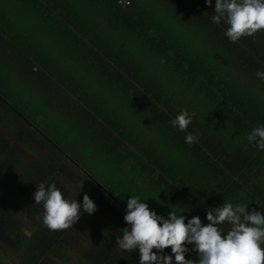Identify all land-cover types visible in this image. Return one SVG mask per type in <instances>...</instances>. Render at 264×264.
Instances as JSON below:
<instances>
[{"label":"trees","instance_id":"obj_1","mask_svg":"<svg viewBox=\"0 0 264 264\" xmlns=\"http://www.w3.org/2000/svg\"><path fill=\"white\" fill-rule=\"evenodd\" d=\"M126 1L61 2L69 13L66 29L79 33L74 44H91L90 51L95 50V63L89 66L97 72L95 84L100 89L97 91L103 95L114 92L120 98L113 97L118 103L113 107L107 101L112 95H106L104 99L94 97L90 89L76 90L74 84L70 85L64 93L72 99L64 102L73 114L70 129L86 136L92 131L99 135L98 127H102L107 132L105 140L109 144H102L103 138L96 136L97 143H91L96 152L118 156L125 153L133 158H143L142 164L146 160L147 167L143 171L137 167V173H134V179L138 184L141 182L136 194L145 198L149 208L161 215H166L170 208L178 212L186 209L182 213L186 218L198 215L201 222L206 223V207L225 201H248L247 208L259 210L264 215V149L249 145L245 139L250 128L264 124V81L255 76L257 69L264 71V29L243 35L235 43L224 35L226 24L211 21L212 4L205 5L204 0ZM32 3L41 10L49 9L42 3ZM157 10L164 12L163 17L156 16ZM63 26L60 24L58 29ZM109 32L115 35L108 40ZM123 33L126 34L124 39ZM54 37L57 42L73 43V40L70 43L57 35ZM120 40L125 41V49H121ZM200 42L204 48L193 45ZM20 45L23 46L13 44L15 49L12 51L17 57H24V53L34 55V52L19 50ZM135 51L142 53L145 65L135 63ZM202 53L206 54L202 56ZM56 71L53 75L60 77L63 74L62 69ZM41 87L50 92L53 85L43 79ZM125 92L131 95L128 97ZM11 99L15 105L24 107L18 94L5 96L0 93V101L20 123L16 126L5 117L15 129L8 131L0 127V192L5 190L8 195H0V243L11 249L30 244L37 251L41 246L44 250L39 252L46 255L55 247L61 250V242L67 237L86 232L98 235L100 248L105 244L106 251L110 244V251L116 250L115 236L126 226L119 217L124 215L128 197L121 184L119 187L118 183L112 182L111 188L107 187L103 192L106 195L102 193L105 205H100L98 211L95 208L92 215L87 214L91 216L78 225L73 223L67 228L50 230L42 224V205L33 202L32 193L36 182L45 179L31 166L25 167L26 161L15 150L29 142L25 127L44 132L33 126ZM136 100L141 102V111L135 107ZM134 107L137 113L133 111ZM181 108L187 109L192 116L185 131L169 124ZM86 118L90 120L88 124ZM76 119L83 121L78 128ZM111 119H115L116 124H103L114 122ZM136 119L143 121V128L135 127L133 121ZM186 132H199L198 139L191 144L185 143ZM128 163L122 162L127 167ZM22 169L26 178L17 174ZM150 171L154 181L146 182ZM91 176L96 184L102 183V174ZM147 187L149 193H144ZM92 198L94 203L97 202L93 194ZM101 214L109 218L108 221L102 219ZM92 216H97L96 230L92 227ZM221 227L226 231L229 225ZM103 232L108 241L99 237ZM24 233L29 237L25 238ZM185 258L195 260L197 256L194 251H189ZM91 259L94 264H100L97 256ZM26 261L28 264L41 263L33 253Z\"/></svg>","mask_w":264,"mask_h":264},{"label":"crops","instance_id":"obj_2","mask_svg":"<svg viewBox=\"0 0 264 264\" xmlns=\"http://www.w3.org/2000/svg\"><path fill=\"white\" fill-rule=\"evenodd\" d=\"M62 1L64 0H0V93L3 92L5 96L18 94L23 106L28 107L24 110L26 117H29V121L33 123V126L39 127L45 133L42 134L37 129L25 127L29 142L24 144L22 148H16L15 150L17 154H20L22 160L26 161L25 167L31 166V169L37 171L40 176L44 177L45 181L54 182L56 187L61 190L62 195L69 200L76 199L79 201L83 193H90L88 195L93 200V194V197L97 200L95 205L98 211L101 209L99 206H104L106 203L102 193L106 191L107 187L111 186L112 182L118 183V186L121 184L124 190L120 189L125 192V197L130 194L137 195L141 182L139 181L138 184L137 179H134V173L137 171V167H140L142 171L147 167L146 160L142 164L141 160L143 158H133L125 153L118 156V154L96 152L92 148V144L97 143L96 136L103 138L100 140L102 144H109L105 140L107 132L102 127H98L99 135H96V131H92L90 134L86 133V136L82 132L70 129L73 114L64 106L66 99L72 101V99H69L70 95L64 94L66 91L68 92L70 85L73 86L74 84L76 90L78 88L79 90L81 88L87 90L88 88L94 97H103L104 99L107 98L106 95H112L107 101L112 103L113 107L118 104L113 99V97L118 98V94L108 92L103 95L101 91H97L100 90L96 88L97 83L95 84L97 72L90 67L95 63L93 60L95 50L94 52L90 51V48L93 47L91 44H77V42L74 44L78 37L76 35H79V33H76L75 30L71 32L66 29V26H69L66 18L69 13L67 14V10H64ZM32 2L42 3L44 7L49 9L41 10L39 7H35L37 5L32 6ZM163 15L164 12L162 11L156 14L157 17H163ZM71 16L70 13L69 18ZM58 24L64 26L58 29ZM56 27L57 31L55 30ZM54 35H57V38L60 37L62 41L64 39L67 42L73 40V43L66 44L61 40L57 42ZM111 35L114 36L115 33L109 32L108 40ZM125 37L126 34L123 33V39ZM84 39H87V37ZM123 43L125 41H119V44ZM13 44H23L18 49L34 52V55L30 56L24 53L22 54L24 57H17L16 53L12 51L15 49ZM213 44L216 46L218 43L215 41ZM193 45L200 49L204 48L202 42ZM32 46H35V49ZM121 49H125V44L121 46ZM135 52L133 55L135 63L139 66L145 65L146 60H144L142 53L140 51ZM163 52L165 53V51ZM202 54L204 56L206 53ZM191 55L194 54L191 53ZM90 56L92 57L89 58ZM89 64L91 65L89 66ZM61 69L63 74L60 77L53 75L54 72H57L56 70ZM43 79L51 81L52 91L47 92L41 87V80ZM124 94L128 97L131 95L126 92ZM125 95L123 96L125 97ZM103 99L102 102H104ZM134 103H136L135 107L141 111L140 100H136ZM38 106L40 107L37 110ZM75 106H78V104ZM135 107L133 111L137 113ZM5 117L10 119L16 126L20 124L15 121L14 116L10 115L9 110L0 101V127L7 128L8 131L14 130L15 127L9 125L10 123ZM82 119H76L78 120L77 128L83 122ZM86 120L88 124L90 120L87 118ZM111 120L114 122L109 121L103 124H110V126L116 124L115 119ZM133 122L136 125L135 127L143 126V121L140 119ZM44 128H46V131ZM44 135L46 136L44 137ZM122 162H129L128 167ZM151 166L154 168V165ZM23 170L18 171L19 177L23 176ZM96 173L102 174V183L96 184L94 181L91 174ZM151 174L152 171L146 176V182L149 180L154 181ZM23 178H26V173ZM45 186L47 185L45 184ZM144 193H149L148 187ZM87 214L81 211L77 220L73 223L78 225L92 215L88 216ZM97 216L90 218L93 221L92 227L95 230L98 225L95 222ZM119 217L123 218L120 215ZM101 218L107 221L109 219L103 217L102 214ZM83 229L85 228L83 227ZM27 234L24 235L25 238L29 237V234ZM99 237L108 241L104 232L99 234ZM98 239V235L96 236L95 233H76L73 238L67 237L65 241L61 242V250H57V247H55L52 253H46V255L39 252L44 250L40 245L37 248L38 251L34 250L30 244L22 245L19 248L12 246L14 255L11 260L15 264H28V261H26L27 256L33 253L41 262L40 264H94L91 259L92 256H97L100 264H137L138 254L134 253L136 250L126 252L117 247L118 252L116 250L110 251L111 245L109 244L110 247L106 248L105 251V244L100 248L99 242H97ZM132 253L134 254L131 255ZM47 259L48 262H46Z\"/></svg>","mask_w":264,"mask_h":264},{"label":"clouds","instance_id":"obj_3","mask_svg":"<svg viewBox=\"0 0 264 264\" xmlns=\"http://www.w3.org/2000/svg\"><path fill=\"white\" fill-rule=\"evenodd\" d=\"M204 3L212 4L211 21L226 24L224 35L232 42L264 29V0H214V3L204 0ZM255 76L264 81V71L257 69ZM191 119L187 109L181 108L169 124L185 131ZM198 136L199 132H186L184 142L191 144ZM245 139L249 145L264 149V124L250 128ZM32 199L42 205L40 219L50 230L67 228L81 211L91 214L96 208L87 193L79 201L69 200L49 181L36 182ZM247 204L248 201H225L209 205L204 213L207 222L202 223L198 215L186 218L182 214L186 209L178 212L169 207L167 214L161 215L149 208L145 198L130 194L124 207L126 226L115 236V243L123 251L136 250L137 264H264L261 246L264 215L247 208ZM223 224L229 225L226 231L221 227ZM189 251H194L195 260L185 258Z\"/></svg>","mask_w":264,"mask_h":264},{"label":"rangeland","instance_id":"obj_4","mask_svg":"<svg viewBox=\"0 0 264 264\" xmlns=\"http://www.w3.org/2000/svg\"><path fill=\"white\" fill-rule=\"evenodd\" d=\"M32 48L35 49V46H32ZM11 102L14 104L12 99H11ZM22 104H23V102H22ZM15 106L20 111H24L25 109H28V107H22L20 104H19V106L18 105H15ZM39 107L40 106L37 107V110H38ZM0 195L3 196V197H8L7 192L5 190H3L2 193L0 192ZM24 235H25V233H24ZM13 255H14V252H13V250L11 248H9L6 244H1L0 243V260L3 261V264H15L14 261L11 260ZM3 257H4V259H3Z\"/></svg>","mask_w":264,"mask_h":264},{"label":"built area","instance_id":"obj_5","mask_svg":"<svg viewBox=\"0 0 264 264\" xmlns=\"http://www.w3.org/2000/svg\"><path fill=\"white\" fill-rule=\"evenodd\" d=\"M122 2H124V3H127V1H126V0H122Z\"/></svg>","mask_w":264,"mask_h":264}]
</instances>
